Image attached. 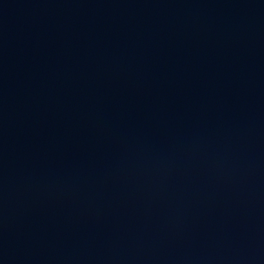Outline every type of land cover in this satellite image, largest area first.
<instances>
[{
  "label": "water",
  "instance_id": "water-1",
  "mask_svg": "<svg viewBox=\"0 0 264 264\" xmlns=\"http://www.w3.org/2000/svg\"><path fill=\"white\" fill-rule=\"evenodd\" d=\"M0 264H264V0H0Z\"/></svg>",
  "mask_w": 264,
  "mask_h": 264
}]
</instances>
